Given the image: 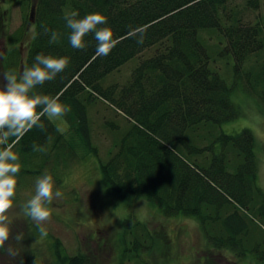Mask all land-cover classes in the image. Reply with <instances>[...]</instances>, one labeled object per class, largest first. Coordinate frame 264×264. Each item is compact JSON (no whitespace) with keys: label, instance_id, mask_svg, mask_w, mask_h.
Listing matches in <instances>:
<instances>
[{"label":"trees","instance_id":"obj_1","mask_svg":"<svg viewBox=\"0 0 264 264\" xmlns=\"http://www.w3.org/2000/svg\"><path fill=\"white\" fill-rule=\"evenodd\" d=\"M21 2L29 9L35 4L34 31L22 66H30L37 53L70 58L61 72L35 91L58 94L70 105L75 115L71 125L86 149L100 158L107 190L123 201L146 198L166 217L196 216L208 245L239 256L258 249L251 254L263 259L264 251L254 245L250 233L257 214L264 218L256 138L247 127L236 133L223 130L221 125L240 111L232 97L234 78L230 81L217 64L219 58H233L234 76L242 75L240 71L245 75L240 67L264 51V23L246 19L250 10L260 8L261 0ZM73 10L81 16L100 11L107 17L105 23L117 41L107 55H97L92 33L86 34L85 47L71 46L65 14ZM53 29L59 34L56 40H50ZM141 34L142 42H138ZM213 37L218 39L216 44L210 42ZM145 52L149 54L143 56ZM20 58V52L14 54L10 66H16ZM131 59L137 64L127 82L103 84L108 74ZM247 72L255 84L264 80V66L257 74L251 68ZM98 97L132 120L116 137L117 149L110 150L106 160L94 145L88 117V106ZM41 121L42 127L33 126L13 145L21 161L17 174L39 172L40 166L50 162L57 169L68 154L77 156L47 114ZM122 226L118 261L116 257L113 264H169V257L158 253V242L165 241L166 234L160 235V230L133 215L125 217ZM29 230L37 234L34 225ZM28 240L24 250L25 242L7 241L13 250L9 264H45L35 243ZM219 252L209 251L203 264H225ZM53 254L52 264H89L86 254L67 253L58 238L53 240Z\"/></svg>","mask_w":264,"mask_h":264},{"label":"rangeland","instance_id":"obj_2","mask_svg":"<svg viewBox=\"0 0 264 264\" xmlns=\"http://www.w3.org/2000/svg\"><path fill=\"white\" fill-rule=\"evenodd\" d=\"M21 1L0 0V84L5 82L6 73L15 72L19 75L23 71L21 59L25 57L28 42L33 35L34 19L30 16L32 8L25 7ZM246 19L260 20L264 23V0H261L259 9L249 11ZM217 41L215 37L210 39L212 44H216ZM17 52H20V62L12 67L9 58ZM148 54L145 52L143 56ZM230 59L227 61L226 58H219L217 64L230 81L234 78L231 82L232 97L240 112L238 116L224 122L221 126L224 131L231 133L239 132L246 127L254 132L258 156V180L264 190V80L255 84L254 77L250 80L247 77V74H250L247 72L250 68L256 73V70L264 66V51L249 57V60L240 67L241 70H246L245 75L244 71H240L242 75L234 76V59ZM136 64V59L127 61L108 74L103 84L105 86L110 83L121 85L127 82ZM88 115L94 145L106 160L110 153L117 149L113 145L117 141L116 137H120L132 125V120L122 110H116L103 97H98L95 102L89 104ZM49 118L73 145L77 156L68 154L57 169L53 168L50 162L43 167L40 166L39 172L16 174L13 203L6 210L10 220L9 237L0 244V264L12 263L9 256L11 253L9 240L25 242L26 245V241L29 242L28 239H32V243H35L38 257L45 264H52L55 238L60 239L67 253L86 254L89 257V264H113L116 257L118 261L117 246L119 238L122 237V221L130 215L147 222L151 229L160 230V235L166 234L165 241L156 242L159 244V247L157 245L158 253L168 256L169 264L201 262L203 264L209 251L219 252V249L208 245L207 237L196 216L177 214L166 217L159 212V207L150 204L146 198L133 199L131 202L123 201L108 191L102 183L100 158L95 152L86 149L81 135L73 128L75 115L71 109L62 115ZM38 157L39 155L36 158ZM27 165L29 164H23L25 168H29ZM33 168L37 167L33 166ZM45 171L52 174L55 187L59 188L61 195L54 196L48 203L49 217L37 222L27 214L24 205L35 192L37 176ZM255 219L257 222L252 223L254 231H250L251 239L259 250L264 251V218L257 214ZM33 225L36 227L37 234L29 230V227ZM35 235H37L36 238ZM17 236L20 238L18 239ZM245 237L248 239V234ZM159 238L161 237H157ZM27 247L29 244L24 246L23 250ZM255 251L257 252L258 249ZM251 252L245 256H239L236 252L225 249L218 254L222 255V261L225 264H264V258L259 259Z\"/></svg>","mask_w":264,"mask_h":264},{"label":"clouds","instance_id":"obj_3","mask_svg":"<svg viewBox=\"0 0 264 264\" xmlns=\"http://www.w3.org/2000/svg\"><path fill=\"white\" fill-rule=\"evenodd\" d=\"M106 20L107 17L100 11H91L82 16L75 10L66 13L65 24L70 29L68 40L71 46L85 47V36L92 33L97 55H107L117 41L113 37L112 27L105 23ZM139 31L142 33V29ZM58 35L55 29L51 30L50 40H56ZM142 39L141 34L138 42H142ZM69 59L64 55L37 53L30 66H26L19 75L15 72L6 73L5 82L0 84V244L9 237L10 220L6 210L13 203L16 174L21 168L19 155L13 145L33 126L42 127L41 117L45 114L55 117L69 111L70 105L61 101L58 94H40L35 91L37 85L53 79L61 72ZM9 137L15 139L10 141ZM60 195L52 174L45 171L37 176L35 192L26 201L25 211L35 221H43L50 215L48 203L54 196ZM9 252L13 250L9 249Z\"/></svg>","mask_w":264,"mask_h":264},{"label":"water","instance_id":"obj_4","mask_svg":"<svg viewBox=\"0 0 264 264\" xmlns=\"http://www.w3.org/2000/svg\"><path fill=\"white\" fill-rule=\"evenodd\" d=\"M34 13H35V4L32 7V11H31V18L34 19Z\"/></svg>","mask_w":264,"mask_h":264}]
</instances>
